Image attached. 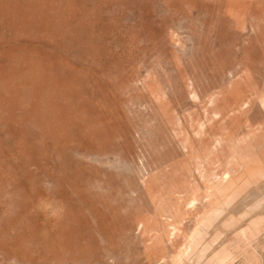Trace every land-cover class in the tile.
Returning a JSON list of instances; mask_svg holds the SVG:
<instances>
[{"label": "rangeland", "instance_id": "obj_1", "mask_svg": "<svg viewBox=\"0 0 264 264\" xmlns=\"http://www.w3.org/2000/svg\"><path fill=\"white\" fill-rule=\"evenodd\" d=\"M0 264H264V0H0Z\"/></svg>", "mask_w": 264, "mask_h": 264}, {"label": "bare ground", "instance_id": "obj_2", "mask_svg": "<svg viewBox=\"0 0 264 264\" xmlns=\"http://www.w3.org/2000/svg\"><path fill=\"white\" fill-rule=\"evenodd\" d=\"M197 242V241H196ZM191 244H192V242H191ZM188 246H190V245H188ZM192 247V246H191ZM195 247V246H194ZM207 248V247H206ZM191 248L189 247L188 249H185L183 252H182V255L184 254L185 256L187 255V256H189V254H191ZM203 250V249H202ZM203 252H204V250H203ZM204 255V254H203ZM201 257V256H200ZM182 258V257H181ZM216 258V257H215Z\"/></svg>", "mask_w": 264, "mask_h": 264}]
</instances>
